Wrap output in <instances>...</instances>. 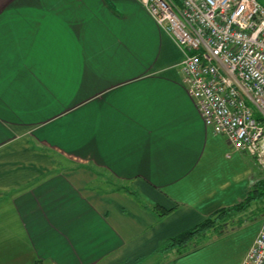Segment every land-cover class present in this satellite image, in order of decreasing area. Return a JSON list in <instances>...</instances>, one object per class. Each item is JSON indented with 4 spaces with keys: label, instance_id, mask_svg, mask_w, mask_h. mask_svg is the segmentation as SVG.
Wrapping results in <instances>:
<instances>
[{
    "label": "crops",
    "instance_id": "1",
    "mask_svg": "<svg viewBox=\"0 0 264 264\" xmlns=\"http://www.w3.org/2000/svg\"><path fill=\"white\" fill-rule=\"evenodd\" d=\"M182 59L140 0H0V264H241L262 223L157 252L264 177Z\"/></svg>",
    "mask_w": 264,
    "mask_h": 264
},
{
    "label": "built area",
    "instance_id": "2",
    "mask_svg": "<svg viewBox=\"0 0 264 264\" xmlns=\"http://www.w3.org/2000/svg\"><path fill=\"white\" fill-rule=\"evenodd\" d=\"M140 1L182 48L184 82L206 126L264 173V4ZM241 264H264V222Z\"/></svg>",
    "mask_w": 264,
    "mask_h": 264
},
{
    "label": "trees",
    "instance_id": "3",
    "mask_svg": "<svg viewBox=\"0 0 264 264\" xmlns=\"http://www.w3.org/2000/svg\"><path fill=\"white\" fill-rule=\"evenodd\" d=\"M118 186L127 189V191L133 190L127 185ZM261 200L264 201V177L251 187L248 191V196L244 200L234 206L216 210L201 223L169 238L162 248L157 250V252L160 254L176 252L178 258L184 257L205 247L214 240L224 238L236 231H239L243 229L240 225H242L243 222L244 224L248 222V220L244 221V214H246L248 209L252 208L254 204ZM154 210L158 211V214L161 217L170 213L169 209H165L161 206H155ZM237 217L240 223L239 227H231V229H229L230 226L233 224L235 225L238 222H234ZM34 264L42 263L40 261H36Z\"/></svg>",
    "mask_w": 264,
    "mask_h": 264
},
{
    "label": "rangeland",
    "instance_id": "4",
    "mask_svg": "<svg viewBox=\"0 0 264 264\" xmlns=\"http://www.w3.org/2000/svg\"><path fill=\"white\" fill-rule=\"evenodd\" d=\"M259 1L264 4V0H259ZM261 172H263L262 169H261ZM245 220H248V222L246 224H244L243 222V224L240 225L238 221V217H237L235 218L234 222H237V221L238 222L235 225L233 224L234 226L232 225L229 227V229H231V227L238 228L239 225L240 227H243V229L239 230V234H238V235H243L240 238V242L247 241V239H249L250 237V234L254 232L255 230H257L258 228H260L261 223H263L264 221V201L263 200L258 201L256 204L252 206V208L248 209L247 213L244 214V221ZM161 256L162 255H160V257ZM157 258L158 256H155L152 259L156 260ZM153 260L148 261V264H152ZM136 264H146V263L143 262V263H136ZM225 264H227V261Z\"/></svg>",
    "mask_w": 264,
    "mask_h": 264
}]
</instances>
